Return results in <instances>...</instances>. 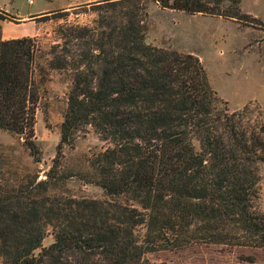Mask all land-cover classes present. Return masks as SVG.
I'll use <instances>...</instances> for the list:
<instances>
[{
    "label": "trees",
    "instance_id": "1",
    "mask_svg": "<svg viewBox=\"0 0 264 264\" xmlns=\"http://www.w3.org/2000/svg\"><path fill=\"white\" fill-rule=\"evenodd\" d=\"M151 1L257 29L264 41V22L241 0ZM146 2L104 0L89 25L57 26L44 67L70 82L59 142L47 180L0 189V264H146L148 252L190 244L264 247V127L249 107L226 109L195 55L144 43ZM40 54L34 38L0 39V130L22 137L36 162ZM87 127L108 145L89 159L105 199L47 196L63 148Z\"/></svg>",
    "mask_w": 264,
    "mask_h": 264
},
{
    "label": "rangeland",
    "instance_id": "2",
    "mask_svg": "<svg viewBox=\"0 0 264 264\" xmlns=\"http://www.w3.org/2000/svg\"><path fill=\"white\" fill-rule=\"evenodd\" d=\"M104 0H0V10L10 17L1 21L12 36L34 38L41 50L39 63L49 47L58 41L55 30L65 22L89 25L93 10ZM148 20L144 43L156 48L195 55L204 67L211 88L229 112L245 106L252 118L264 127V41L253 28L219 17L187 15L161 10L147 0ZM240 9L264 22V0H241ZM35 12L23 16L25 13ZM1 36V31H0ZM39 80L40 100L35 113L33 141L40 151L36 162L23 145V138L0 130V189L23 185L29 179L47 180L60 124L70 88L68 77L44 67ZM222 106V105H221ZM220 107V106H219ZM108 145L93 129L74 136L72 147H64L56 175L48 179L46 195L76 200H104L102 189L91 182L89 159ZM259 210L264 211V164L259 170ZM42 245L53 241L50 228ZM144 226L136 228L142 237ZM146 264H264V247L257 250L234 249L220 245L190 244L178 250H155L144 255ZM249 260V261H248Z\"/></svg>",
    "mask_w": 264,
    "mask_h": 264
},
{
    "label": "crops",
    "instance_id": "3",
    "mask_svg": "<svg viewBox=\"0 0 264 264\" xmlns=\"http://www.w3.org/2000/svg\"><path fill=\"white\" fill-rule=\"evenodd\" d=\"M33 13L35 12H30V13L28 12V13H25L23 16H27ZM0 31H1V36H0L1 40H11V39L21 38V37L12 36L10 30L4 27L3 25H0Z\"/></svg>",
    "mask_w": 264,
    "mask_h": 264
}]
</instances>
